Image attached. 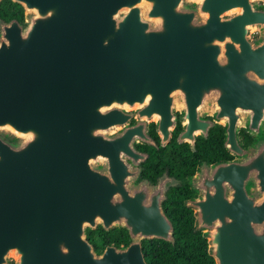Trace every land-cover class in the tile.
<instances>
[{"label": "water", "instance_id": "95a60500", "mask_svg": "<svg viewBox=\"0 0 264 264\" xmlns=\"http://www.w3.org/2000/svg\"><path fill=\"white\" fill-rule=\"evenodd\" d=\"M13 1L25 21L0 18V264H148L143 240L175 242L163 202L179 179L139 181L136 143L157 146L154 122L166 146L177 112L179 143L217 121L236 155L188 180L215 264H264V0ZM98 225L131 242L97 252Z\"/></svg>", "mask_w": 264, "mask_h": 264}, {"label": "trees", "instance_id": "16d2710c", "mask_svg": "<svg viewBox=\"0 0 264 264\" xmlns=\"http://www.w3.org/2000/svg\"><path fill=\"white\" fill-rule=\"evenodd\" d=\"M0 18L6 21L16 19L25 21L24 7L13 0L0 2ZM180 118V117H179ZM135 122L133 119L132 123ZM182 130L179 119L174 129L171 141L163 146L157 131V125H149V133L157 142V146L144 142L136 143L137 149L149 153V158L142 163V177L156 181L160 175L167 172L179 179V184L167 191L163 207L174 225L175 242L153 238L143 240L144 254L148 264H215V259L208 250V240L203 232L195 228V215L186 201L195 195L189 184V177L195 173L203 160H227L231 153L223 145L224 132L214 128L209 138H200L197 151H192L187 143H179L177 136ZM242 140L251 143L253 137L242 130ZM88 238L94 244L97 252H102L107 245L118 247L131 242L129 231L124 227L105 229L102 225L88 228ZM14 264V261H11Z\"/></svg>", "mask_w": 264, "mask_h": 264}, {"label": "flooded vegetation", "instance_id": "af4514ba", "mask_svg": "<svg viewBox=\"0 0 264 264\" xmlns=\"http://www.w3.org/2000/svg\"><path fill=\"white\" fill-rule=\"evenodd\" d=\"M261 4V3H260ZM259 36V33H256V34H254V37L256 38V37H258ZM177 118H178V121H177V125H178V122H179V119H180V121H181V124H182V113L181 112H177ZM180 117V118H179ZM204 118L205 119H207L209 122H211V121H215V118H214V116L213 115H211V114H204ZM151 124V123H150ZM176 125V126H177ZM176 128V127H175ZM214 128H220L221 130H223V132H224V140H223V145H224V147H226V145H225V141H226V125L225 124H223V123H220V122H217V121H215V124L214 125H212L211 127H210V129H209V134H208V136L207 137H205L203 134H198V135H196V138H195V145H194V147H193V145L190 143V142H184V143H187L188 144V146L190 147V149L192 150V151H197V145L198 144H200V138H209V136L211 135V132H212V130L214 129ZM243 129H245L246 130V132H248L252 137H253V140H252V142L251 143H245L243 140H242V130ZM182 130H183V125H182ZM181 130V131H182ZM174 132V131H173ZM180 133V132H179ZM173 137V136H172ZM172 139V138H171ZM238 139H239V142H240V144L244 147V148H248L249 146H251L254 142H255V140H256V136L255 135H253L252 133H250L249 131H248V128H247V126H241V127H239V132H238ZM161 141V140H160ZM139 143V142H138ZM145 143V142H144ZM161 144V143H160ZM227 148V147H226ZM228 149V148H227ZM141 151V150H140ZM228 151H229V149H228ZM143 152H146V151H143ZM230 152V151H229ZM148 153V152H147ZM231 153V152H230ZM231 155H232V157L231 158H229V159H227V160H231V159H235L236 158V155H234L233 153H231ZM149 158V157H148ZM147 158V159H148ZM209 162L210 164H214V163H216V162H219V161H224V160H214V161H208V160H203V161H201L200 162V164H199V166H198V168L200 167V165H201V163L202 162ZM142 163H144V162H142ZM142 163H141V165H140V167H141V173H140V176H139V181H141V180H149L148 178H146V177H142V171H143V167H142ZM197 168V169H198ZM197 171V170H196ZM195 171V172H196ZM165 173V172H164ZM163 173V174H164ZM162 174V175H163ZM162 175H160L159 177H158V179L162 176ZM169 175V174H168ZM170 176H172V175H170ZM192 176V175H191ZM190 176V177H191ZM189 177V178H190ZM158 179L156 180V181H150L149 180V183L150 184H152V185H154V184H157V182H158ZM189 180V179H188ZM171 187H174V186H171ZM170 187V188H171ZM195 192V191H194ZM197 196V194H196V192H195V195H193L192 197H190V198H194V197H196Z\"/></svg>", "mask_w": 264, "mask_h": 264}]
</instances>
